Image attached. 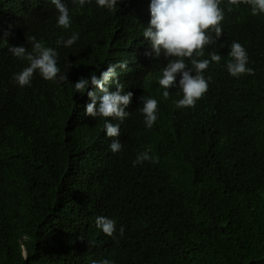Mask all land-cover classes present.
I'll use <instances>...</instances> for the list:
<instances>
[{
    "label": "trees",
    "instance_id": "trees-1",
    "mask_svg": "<svg viewBox=\"0 0 264 264\" xmlns=\"http://www.w3.org/2000/svg\"><path fill=\"white\" fill-rule=\"evenodd\" d=\"M62 2L67 29L51 0H0V264H264V14L246 4L229 12L221 0L223 33L201 58L222 56L206 72L222 109L201 100L175 111L158 84L166 58L143 37L150 0H118L115 11ZM74 33L70 47L57 45ZM31 36L56 50L67 80L14 82L28 62L9 48L31 52ZM233 42L254 75H229ZM124 61V91L139 105L140 94L160 103L150 129L132 110L117 165L104 152L105 118L85 114L92 85L79 93L74 84ZM142 152L159 162L133 167ZM98 216L116 221L115 238L96 228Z\"/></svg>",
    "mask_w": 264,
    "mask_h": 264
},
{
    "label": "clouds",
    "instance_id": "clouds-1",
    "mask_svg": "<svg viewBox=\"0 0 264 264\" xmlns=\"http://www.w3.org/2000/svg\"><path fill=\"white\" fill-rule=\"evenodd\" d=\"M224 1H227L229 12L232 11L231 6L246 4L250 7L251 15L264 14V0ZM51 2L58 12L57 25L64 29L69 28L71 25L69 8L62 0H51ZM88 2L90 0H72V3L79 7H83ZM95 2L98 7L109 11L117 9L118 0H95ZM220 4L221 0H150L151 18L149 25L144 28L143 37L150 41L151 48L157 57L162 53L166 58L160 69L158 84L164 89L161 98L168 101L171 109L173 105L175 111H180V108H194L201 100H203V108L206 104L212 103L209 112L221 107L210 92L212 89H209L206 72H208L209 64L212 62L218 64L222 56L212 52L209 54L210 60L201 58L205 47L216 43L223 33L221 22L224 19V9L220 7ZM209 33H215V38ZM78 35L74 33L67 40L61 37L56 43L70 47L78 39ZM27 39L32 46L31 52L24 46L9 48V52L14 57L28 62V66L14 74V82L20 87L28 86L34 73H39L44 80L48 81L67 80L66 75L62 74L57 66L56 50L45 47L42 42L36 41L35 36ZM228 56L230 59L226 68L230 76L239 78L244 74H255L254 69L247 67L248 55L240 43H232ZM126 63L124 61L119 64H109L107 70L102 71L99 77L91 74L88 79L79 78L74 84L76 92L79 93H84L89 83L92 85L93 90L87 92L91 102L86 105L85 114L93 118H105L100 126H104L105 135L110 138L120 135V126L113 124V119L123 121L130 117L132 110H135L143 120V128H153L158 121L159 98L140 94L139 97L142 100L139 105L133 101V93L127 89L124 91V84L116 79V68L125 69ZM110 83L115 84V91H109L107 85ZM97 93L100 95L98 96ZM126 108H128L127 111ZM203 108L195 110L206 111ZM125 143L122 133L120 143L113 140L109 145L113 152L108 155L112 163L120 165L118 163L120 157L126 155ZM144 161L158 163L159 157L149 155L148 152L139 153L133 161V167ZM95 226L107 236L115 238V220L98 216ZM119 233L123 235V226L120 227ZM93 264L97 262L93 261ZM98 264H113V262L103 259Z\"/></svg>",
    "mask_w": 264,
    "mask_h": 264
},
{
    "label": "rangeland",
    "instance_id": "rangeland-1",
    "mask_svg": "<svg viewBox=\"0 0 264 264\" xmlns=\"http://www.w3.org/2000/svg\"><path fill=\"white\" fill-rule=\"evenodd\" d=\"M127 109H128V108H126L125 110L127 111ZM219 109H222V108L219 107V108L215 109V110L213 111V113H219ZM112 123H113V124H118V125L120 126V135H119L118 137H111V138H110V137H106L105 132H104V126H100V134H101V137L104 138V140H105V148H104V152H105L106 155H109L110 152H112V151L110 150V148H109V145L113 142V140H116V141H118V142L120 143V141H121V139H122L123 127H124L127 123H129V120H128V118H125L123 121L118 120V119H113ZM138 123H141V124H142V123H143V120L140 119V120L138 121ZM120 138H121V139H120ZM107 149H108L110 152H108ZM112 153H113V152H112Z\"/></svg>",
    "mask_w": 264,
    "mask_h": 264
}]
</instances>
